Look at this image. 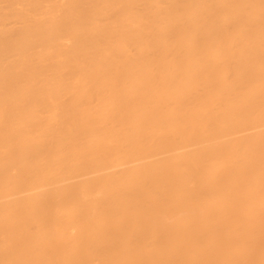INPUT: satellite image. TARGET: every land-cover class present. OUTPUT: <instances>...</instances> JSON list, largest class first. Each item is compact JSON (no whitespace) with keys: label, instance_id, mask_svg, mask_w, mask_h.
<instances>
[{"label":"bare ground","instance_id":"bare-ground-1","mask_svg":"<svg viewBox=\"0 0 264 264\" xmlns=\"http://www.w3.org/2000/svg\"><path fill=\"white\" fill-rule=\"evenodd\" d=\"M0 264H264V0H0Z\"/></svg>","mask_w":264,"mask_h":264}]
</instances>
